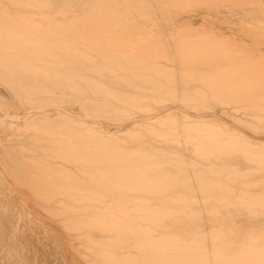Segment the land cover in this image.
Returning <instances> with one entry per match:
<instances>
[{
    "label": "bare ground",
    "instance_id": "obj_1",
    "mask_svg": "<svg viewBox=\"0 0 264 264\" xmlns=\"http://www.w3.org/2000/svg\"><path fill=\"white\" fill-rule=\"evenodd\" d=\"M1 135L86 264H264V0H0Z\"/></svg>",
    "mask_w": 264,
    "mask_h": 264
},
{
    "label": "rangeland",
    "instance_id": "obj_2",
    "mask_svg": "<svg viewBox=\"0 0 264 264\" xmlns=\"http://www.w3.org/2000/svg\"><path fill=\"white\" fill-rule=\"evenodd\" d=\"M233 28H236V25H234ZM6 137H8V135H6V136H4V135L2 136L1 135L0 142L6 141L5 140V139H7ZM3 159L5 160L4 155H0V203L2 204V208L4 209L5 207L9 206L11 209H14L13 206H18V205H20L21 202L26 203V205L29 208V210L31 211V213H34L33 215H35V217L40 222V224H41L40 226L42 227V225H43L42 228L47 232V235H49V236L54 235L59 240H61L63 242L62 245H59V246L57 244H55V243L52 244L53 243L52 240L47 239V238L45 239V236L43 235V231L41 230L42 228L41 229L39 228L40 226L39 227L36 226L37 229L36 230H34V229L32 230V228H33L32 223H30V222H28L27 224L24 223L26 221V220H24L25 217L19 216L18 215L19 214L18 212L14 213L16 215V217L17 216L20 217V219H19V217H18V219L16 218L17 221L18 220L19 221L22 220L21 222H19V227H18V224H17L18 222L16 223L17 224V227L19 228L18 229V232L21 233V236H19L21 238L20 240H22V238H23L22 235L23 234H25L23 236L26 237V239L28 240V251H27L28 252V255H27V258H26V263L27 264H32L31 263V259H30V256L33 254L32 252H34L35 254H37V253H40V254L43 253V255L45 257L44 259H47L49 261L48 256L50 257V255H52L51 252L54 253V251H55L56 254L58 253V256H59L58 263L57 264H72V263L73 264H86L83 261V257L82 256L80 257V255H78L75 252V250L72 248L71 239L69 238L68 234L64 230H62V228L59 225H57L55 221H53L49 217H47V215L45 213L43 214V212L36 205H34L32 203V201H30V203H29L28 200H24L25 197L21 193V189L22 188H19L20 185H21L20 187H22V184H20L19 182H17L16 179L14 180V176H12V174H11L12 172L10 170L8 171V169H7V167L9 165H7L5 163V161H3ZM3 163L6 164V165H4ZM3 167H5L6 169L3 168ZM7 172H9V174ZM8 184H10V185H8ZM17 185H19V186H17ZM3 216L5 218L8 217V216H6L4 214H3ZM29 223L31 224V226H30ZM28 224H29V226H25V225H28ZM22 229H23V231H22ZM21 231L23 232V234H22ZM0 233H1V231H0ZM30 237H33V238H30ZM34 237L36 238V240H35ZM30 239L33 240V241H37V245L35 246V248H37V251H36V249L33 251L34 246L32 244V241H30ZM47 243L49 245H47ZM50 244H52V245H50ZM63 245H64V248H65V250H63L64 251V254H67L68 259L67 258H61L60 251L62 250ZM51 246H53V247H51ZM48 250H49V253H48ZM0 251L2 252V253L0 252V254L3 255V249H1ZM6 251L7 250H4V253ZM1 255H0V258H1L0 264H5V263L6 264H8V263L14 264V263H16V261L18 263V258L19 257L17 255V252L15 254V257L4 258ZM16 256H17V258H16ZM2 258H3V261H2ZM11 260H12V263H11ZM37 264H39L38 259H37ZM43 264H47V263L44 262Z\"/></svg>",
    "mask_w": 264,
    "mask_h": 264
}]
</instances>
